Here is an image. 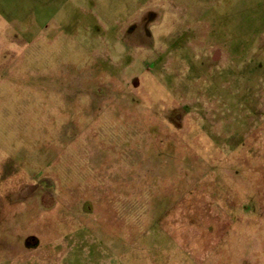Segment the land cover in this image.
I'll return each instance as SVG.
<instances>
[{"label": "rangeland", "instance_id": "1", "mask_svg": "<svg viewBox=\"0 0 264 264\" xmlns=\"http://www.w3.org/2000/svg\"><path fill=\"white\" fill-rule=\"evenodd\" d=\"M0 264H264V0H0Z\"/></svg>", "mask_w": 264, "mask_h": 264}]
</instances>
